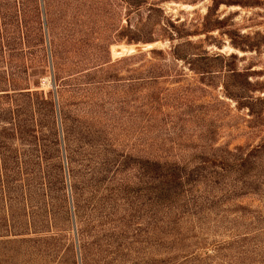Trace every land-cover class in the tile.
<instances>
[{
	"label": "rangeland",
	"instance_id": "obj_1",
	"mask_svg": "<svg viewBox=\"0 0 264 264\" xmlns=\"http://www.w3.org/2000/svg\"><path fill=\"white\" fill-rule=\"evenodd\" d=\"M14 1L6 7L12 16L0 21V141L9 160L42 162L32 205L41 219L44 208L48 213L43 227L34 220L29 236L8 245L0 238V264H158L172 254L160 246L155 184L140 169V157L188 156L201 147L247 152L264 143V114L252 116L227 98L223 74L202 76L174 61L177 42L168 40L162 23L153 30L154 43L130 42L144 36L148 6L131 13L125 0ZM212 1L148 3L158 5L163 23L199 30L189 41L222 55L218 67L229 65L247 76L254 91L249 96L264 98V0H221L211 17L218 28L203 32ZM102 44H109L107 60L115 64L112 78L95 85L76 82L75 72L93 68L104 56ZM139 46L148 50L135 52ZM152 64L166 77L144 85V70ZM148 97L155 99V113L145 111ZM104 142L127 159L119 177L110 180V173L94 186L85 149ZM1 154L0 145V159ZM237 203L261 208L252 197ZM202 226L194 224L200 236L223 243L232 240L240 222L233 229ZM232 252L223 254L229 259Z\"/></svg>",
	"mask_w": 264,
	"mask_h": 264
},
{
	"label": "trees",
	"instance_id": "obj_2",
	"mask_svg": "<svg viewBox=\"0 0 264 264\" xmlns=\"http://www.w3.org/2000/svg\"><path fill=\"white\" fill-rule=\"evenodd\" d=\"M11 1L15 3L14 0H0V21L12 16L6 9L9 3L12 5ZM125 2L131 13L139 12L148 6L147 21L140 29L144 36L131 37L130 42L154 43L153 30L162 23L166 27L163 29L168 40L172 43L177 42L171 50L174 61L184 63L191 71L202 76L223 74V90L227 98L237 101L241 108H248L252 116L259 117L264 114V98L253 99L249 96L254 91L250 89L251 83L247 76L229 65L218 67V63L225 59L222 55H210L201 45L189 41L190 37L198 35L199 30L190 33L184 25L177 26L169 20L163 23L161 9L157 4L148 3V0H125ZM212 2L213 5L209 8L201 27L203 32L218 28L219 21L216 20L213 24L211 17L222 1ZM1 30L0 24V47L3 41ZM130 33L135 34L131 27ZM102 48L104 56L97 57L96 66L75 72L77 73L75 75H78L76 82L91 85L109 82L108 80L112 78L109 69L115 64H110L107 60L109 44H102ZM151 52L159 54L156 49ZM235 58L236 56L231 57V59ZM130 60L131 58L128 57L123 61ZM165 77L160 65L152 64L145 68L142 80L144 85L151 86L158 84V81ZM144 106L147 113L157 111L155 99L152 97L145 99ZM0 145L2 146L0 238L4 239V245H8L17 241L16 237L29 236L34 227L36 230L34 220L38 228L43 227L47 222L48 211L46 208L43 209L41 219L32 205L38 179L40 182L42 180L39 173L43 168L42 162L36 160L21 162L18 158L9 160L4 151L7 147L6 143L0 141ZM87 147L85 152L91 157L86 165L89 184L95 186L105 181V176H109L110 173L115 174L110 180L123 173L120 168L125 166L127 158L117 149L107 142L99 146L90 144ZM139 165L148 181L155 184L153 194L158 206L162 227L161 239H163L160 241V246L170 249L172 254L160 259L158 264H236V262L264 264V242L259 241L261 236L264 239L262 235L264 232V143L247 152L241 148L229 150L225 147H201L193 149L188 156L164 154L159 157H149L148 154L140 157ZM47 168L49 169L48 164ZM40 185L42 186L40 191H43V183ZM246 197L256 198L261 208L252 210L237 203ZM231 212H234L233 216L230 215ZM207 221L211 222L206 223ZM239 222L240 227H235L237 229L232 240L223 243H209L204 234L200 236L194 227L197 223L201 227L212 224L226 225L227 229L229 227L233 229L232 226ZM189 225L192 226L187 227ZM240 228L244 233H240ZM206 230H210V226L206 227ZM27 240L31 239H21L23 242ZM260 244L262 246L257 248ZM234 248L235 253L232 252ZM225 251H231L232 257L227 259L223 254ZM119 252L122 254L123 251H117V256Z\"/></svg>",
	"mask_w": 264,
	"mask_h": 264
},
{
	"label": "water",
	"instance_id": "obj_3",
	"mask_svg": "<svg viewBox=\"0 0 264 264\" xmlns=\"http://www.w3.org/2000/svg\"><path fill=\"white\" fill-rule=\"evenodd\" d=\"M148 48L146 46H139L135 49V52H138V53H142V52H145L147 51ZM132 54V53H131Z\"/></svg>",
	"mask_w": 264,
	"mask_h": 264
}]
</instances>
